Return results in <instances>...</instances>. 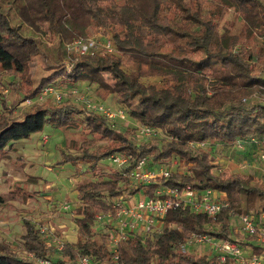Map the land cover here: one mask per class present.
<instances>
[{"label":"trees","instance_id":"1","mask_svg":"<svg viewBox=\"0 0 264 264\" xmlns=\"http://www.w3.org/2000/svg\"><path fill=\"white\" fill-rule=\"evenodd\" d=\"M142 1L153 5L149 23L136 10ZM13 9L19 14L16 22L10 14ZM232 9L237 32L224 21ZM90 25L111 39L118 55H79L67 68L62 58L64 41L85 35ZM42 26L55 41L46 47L51 55L49 71L35 86L21 79L13 91L24 95L20 100L36 96L52 81L71 85L92 81L129 117L160 128L165 136L140 141L135 127L111 126L105 115L71 98L35 101L17 115L11 110L0 115V153L50 125L80 129L89 136L75 151L60 147L56 164L87 163L96 172L109 154L128 156L124 167L97 171L96 179L76 182L81 204L76 209L79 234L74 242L65 241L60 249L49 246L34 223L25 219L18 245L0 240V264H36L28 254L49 258L53 264H75L82 255L92 257L95 264L107 261L109 227L104 220L94 221L97 214L113 213L117 199L139 190L152 196L162 186L186 185L223 192L226 205L213 218L180 203L165 213L158 230L137 231L120 241L119 260L124 264H230L229 259L222 263L216 255L200 254L184 245L192 233L200 232L240 239L242 234L230 226L233 217L264 212V182L241 172L221 177L210 160L215 142L264 139V42L258 46L254 41L259 28L264 40V0H0V70L23 76V62L45 46L38 36ZM255 63H259L256 68ZM103 72L115 74L116 79L105 81ZM147 76H159L161 83L146 84L141 78ZM2 104L6 106L5 101ZM172 156L179 164L166 179L133 185L124 174L142 157L157 164Z\"/></svg>","mask_w":264,"mask_h":264},{"label":"rangeland","instance_id":"2","mask_svg":"<svg viewBox=\"0 0 264 264\" xmlns=\"http://www.w3.org/2000/svg\"><path fill=\"white\" fill-rule=\"evenodd\" d=\"M152 9L153 5L148 1H142L136 6V10L145 23L150 22ZM232 12L233 9L226 14L224 21L231 26L233 32H237L238 20L233 18ZM10 14H13L12 17L15 22L19 20V14L14 9ZM90 26L85 35H80L76 38H93L96 41L95 48L86 54H80L68 48V44L76 38L64 41V56L62 58L66 67H71L70 60L72 57L79 55H93L97 52L118 55V51L111 39L94 26ZM260 30L261 28L257 30V35L254 38L258 46H261L262 42H264L259 33ZM38 36L45 46L23 62V76L15 72L0 70V115L8 114L9 110L12 111L13 115H17L19 111L28 108L33 102L46 99L60 102L66 98H71L75 103L81 105L85 104V100L103 103L111 109L120 107L110 94H105L103 91L96 89V82L85 80L77 81L72 85L59 80L56 82L52 81L53 85L63 92V97L60 101L49 95L41 99L32 96L31 98L20 100L24 95L20 94V92L14 93L19 81L21 82V79L26 80L30 86H35L38 78L49 71L47 62L51 55L46 47H52L55 41L50 39L52 35L49 36V32L44 26H42L41 33H38ZM107 40L112 44V51L106 50L103 46ZM258 64L255 63L254 67L256 68ZM102 75L105 81L110 83L116 79L113 73L103 72ZM141 80L146 84L158 85L161 83L159 76H147L141 78ZM71 89H76V91L71 92ZM27 99H30V101L28 102ZM2 101H5L6 106H2ZM110 122L111 126L115 127H135L139 124L129 116L124 119L117 118ZM86 137L89 136L81 133L80 129H57L53 126L45 125L41 132L32 134L30 138L12 142L10 146L0 153L1 241L18 245L21 237L17 233L16 226L21 224V222L23 223L25 219L32 221L37 230L43 228L49 237H58L63 241L70 242L76 240L79 232L75 217L80 216L76 213V209L81 204L76 196V182L80 179H96L97 171V173L106 172L114 167L107 157L102 159V164H99L96 172L90 170L87 163L79 162L75 165L70 163L56 164L55 161L58 158V149L60 147L66 149V147L70 146L72 151H75L76 146L80 145ZM153 138L141 137L139 140L148 141ZM156 138L160 139L162 136H157ZM261 153H264V139H258L257 142H247L240 149L235 148L231 144L226 146L216 145L215 149L210 151V160L214 163V171L221 177H225L231 169L230 166L223 168L222 171L218 169L221 166L218 158L226 156L231 162L234 161L236 163L235 169L245 170L264 182V158L260 157ZM180 167V169H184L182 165ZM131 199L133 200L132 197ZM234 222L238 223L237 220ZM44 235H42L43 238H45ZM196 247L197 249L195 248V250L200 254L208 252V249L205 251L199 245ZM189 250H192V248H189Z\"/></svg>","mask_w":264,"mask_h":264},{"label":"built area","instance_id":"3","mask_svg":"<svg viewBox=\"0 0 264 264\" xmlns=\"http://www.w3.org/2000/svg\"><path fill=\"white\" fill-rule=\"evenodd\" d=\"M96 46V41L93 38H77L68 44L70 50L86 54L93 50ZM104 48L113 50L109 40L105 41ZM68 68V67H67ZM76 89H71L75 92ZM52 96L57 101L63 97V92L56 88L53 83L44 86L36 95L37 99L44 96ZM245 99V98H243ZM88 100V99H87ZM29 102L30 99H27ZM85 107L105 115L110 121L115 119H124L127 111L123 107L111 109L100 102L85 101ZM136 132L140 137H157L165 136L160 128L152 127L145 124L135 126ZM257 142L256 137L248 139L237 138L231 145L240 149L247 142ZM199 145L209 147V144L199 142ZM264 158V153L260 154ZM128 156L124 153H111L107 156L109 162L115 167L122 168L125 166ZM178 159L172 156L167 162L151 164L150 161L142 157L129 171L124 174L129 178L133 185L147 184L156 179H166L170 173L176 170ZM132 202L127 199H117L114 202L115 211L108 213H99L95 216V222L105 221L109 227V237L107 243L108 260L98 264H124L119 260L118 244L120 241L129 237L134 232H144L147 230H158L161 225L165 213L178 206L180 203L188 205L192 211L204 213L209 217H215L220 209L226 205L223 198L217 196L215 191L204 189L198 191L192 186L186 185L183 188L162 186L158 188L154 195L147 196L141 190L134 195ZM130 197V198H131ZM238 218L239 226L235 229L234 222L230 226L236 232L242 234L240 239L230 240L221 239L211 236L207 233H192L185 242V247L197 249L199 245L207 255H216L219 260L224 263L227 259L230 264H264V212L257 211L251 214H241L233 219ZM40 233L44 235L47 245L55 246L60 249L65 241L58 237H49L43 228H40ZM252 241L258 251L254 252L250 246V252L246 253L244 244ZM251 243V242H250ZM13 244V243H12ZM29 257L35 260L36 264H53L52 260L44 257H36L28 254ZM75 264H95L94 259L88 255H82L78 258Z\"/></svg>","mask_w":264,"mask_h":264},{"label":"crops","instance_id":"4","mask_svg":"<svg viewBox=\"0 0 264 264\" xmlns=\"http://www.w3.org/2000/svg\"><path fill=\"white\" fill-rule=\"evenodd\" d=\"M216 145H229V144H226V143H222V142H215L212 146H211V148H210V151H211V149H215V146ZM221 149V148H220ZM224 156V155H223ZM218 161L221 163V166H219V170L220 171H222V169L223 168H225V167H228V166H230V170H229V172H241V173H248V174H251V173H249V172H246L245 170H242V169H235V165H236V163H234V161H230L226 156H224V157H221L220 156V158H218ZM151 163V162H150ZM213 163V162H212ZM214 164V163H213ZM215 169H217V167H215ZM228 172V173H229ZM253 175V174H252ZM255 177V176H254ZM256 178H258V177H256ZM215 194H217V196H219V197H221V198H224V193L223 192H217V191H215ZM129 202H132L133 200L129 197ZM235 220H237L238 221V218H235V219H233L232 221L234 222ZM9 224H11V223H9ZM160 225H161V223H159ZM236 223L234 222V225H235ZM12 225V224H11ZM14 226H15V224H14ZM238 226H239V222L235 225V229H238ZM11 228H13V227H11ZM16 230H17V233H18V235L21 237V235H22V233H23V224H22V222H21V224H19V225H17L16 226ZM70 242V241H69ZM251 242V243H250ZM246 244H244L245 245V247H246V250H245V252L246 253H249L250 252V246H252V250L254 251V252H256V251H258L257 250V248L253 245L254 243L252 242V241H249V244L247 243V242H245Z\"/></svg>","mask_w":264,"mask_h":264}]
</instances>
